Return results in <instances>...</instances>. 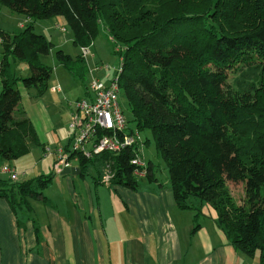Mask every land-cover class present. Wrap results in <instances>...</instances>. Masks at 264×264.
Returning <instances> with one entry per match:
<instances>
[{
  "label": "trees",
  "instance_id": "16d2710c",
  "mask_svg": "<svg viewBox=\"0 0 264 264\" xmlns=\"http://www.w3.org/2000/svg\"><path fill=\"white\" fill-rule=\"evenodd\" d=\"M128 1L0 0L30 18L13 34L0 27V162L20 158L29 153L31 141H39L28 118L14 115L20 84L42 94L53 72L42 58L54 42L35 23L63 18L82 52L75 57L63 49L56 53L73 72L87 64L82 48L93 42L103 22L122 67L103 81L119 75L120 99L126 100L137 130L153 132L177 203L208 202L235 247L264 264V0H131L132 10ZM155 7L159 13L150 16ZM192 41L196 63L187 68L192 78H183L176 75L187 66L180 45ZM17 63L28 64L31 74L17 75ZM227 81L231 95L223 90ZM129 110L124 107L125 114ZM137 148L91 158L79 154L81 174L95 169L101 182L104 168L113 163L112 184L137 188L140 177L155 173L152 161L146 160V167L132 163ZM143 170L145 175H137ZM55 174L1 179L7 187L0 195L14 201L38 197ZM229 181L243 183L242 197L231 194Z\"/></svg>",
  "mask_w": 264,
  "mask_h": 264
},
{
  "label": "crops",
  "instance_id": "0c3cea01",
  "mask_svg": "<svg viewBox=\"0 0 264 264\" xmlns=\"http://www.w3.org/2000/svg\"><path fill=\"white\" fill-rule=\"evenodd\" d=\"M61 18L57 25L67 32ZM112 76L103 80L108 82ZM95 78L99 77L90 82ZM50 80L42 94L38 89L22 90L16 107L20 116L15 118H28L37 132L38 143L31 142L42 146L40 154L34 155L40 159L42 154L48 156L46 146L55 147L64 138L49 114L57 104L56 94L64 91L60 83ZM75 112L71 108L69 114ZM40 117L46 119L42 134L35 122ZM47 130L54 136L44 135ZM14 162L4 161L16 167ZM2 164L0 180L10 179ZM38 166L34 177L46 174L44 167L50 168L42 159L30 170L36 172ZM22 174L21 181L30 178ZM96 175L95 169L85 175H55L56 193L46 196L42 190L44 198L25 195L14 201L0 195V264H261L259 256H246L235 247L209 203L191 198L186 207H180L170 176L165 181L155 173L140 177L138 187L132 188L116 183L106 186ZM144 178L148 183L142 182ZM6 187L0 182V189Z\"/></svg>",
  "mask_w": 264,
  "mask_h": 264
},
{
  "label": "rangeland",
  "instance_id": "374dc122",
  "mask_svg": "<svg viewBox=\"0 0 264 264\" xmlns=\"http://www.w3.org/2000/svg\"><path fill=\"white\" fill-rule=\"evenodd\" d=\"M108 1V0H105ZM129 8L131 7V0L128 1L126 4ZM130 10H132L130 8ZM158 8H154L151 12L150 16L157 15L159 13ZM61 17H53L51 19H47L44 21H37L36 29L39 32H44L48 37H50L54 42V52H51L49 55L44 56L42 58V61L47 64V66L53 68L51 80H55L56 83H60L63 87V93H57L55 96V100L57 101L56 106L52 105L49 109V114L51 119L54 121V124L57 126V130L64 134L63 140H61L59 143H57V146L64 147L68 145L71 138H73V132L71 128V121H72V114H69V111L71 108L76 109V102L78 99H90L89 97V84L90 80L93 77H99L101 80L105 79L107 75H116L117 71L119 70L120 66V57L119 54L114 52L115 43L113 39L111 38L108 30L106 29L105 23L99 24V31L95 39L92 43H90L87 47L88 53L85 56L86 65L83 66L77 65L74 68L73 72H70L64 65L61 63L60 58L58 57L56 50L63 49L66 53H69L73 55V57L77 56L78 54V47L73 42V36L72 34L67 30V32L61 31L60 27L57 25V19ZM62 19V18H61ZM28 22H30V18L25 16L22 12H16L11 10L9 7L0 4V26L3 29L8 30L11 34L15 33L17 30L20 29L21 26L26 25ZM22 23V25H21ZM65 23V22H64ZM65 30V29H64ZM59 37H61L64 42L60 43ZM126 43L124 42L123 45ZM188 44V45H187ZM186 45H180L181 50H183V64L187 65L185 66V71L182 70L181 72H178L176 75H182L183 78H192L190 74V70L187 68L194 65L196 63V55H195V46L196 42H190ZM86 47V46H85ZM18 64V65H17ZM15 66V71L17 75L21 76H29L31 74V70L28 64H21L17 63ZM232 73V72H231ZM236 73L235 75H237ZM50 80V82H51ZM52 81L54 83L55 81ZM231 80V79H229ZM0 85L2 87V84L0 82ZM229 85V82L224 85V91L227 95H231L233 93V88H227ZM0 87V88H1ZM20 90L22 91H34L36 88H25L20 84ZM124 107L129 110L128 106L126 105V100L124 98L122 99ZM14 115L16 117L20 116L19 110H15ZM126 116L129 121L130 129L137 130V125L134 120V117L130 110L126 111ZM41 120V121H40ZM40 120L35 119V122L37 124L38 130L40 134H42L41 130L43 128V124L46 121L45 118L40 117ZM247 132V130H244ZM253 133H255V130H251ZM50 135L54 136V134H50L49 130H47L44 135ZM254 135V134H253ZM142 138L145 141L144 144V154L146 157V160H152L154 163V171L157 174L156 176L160 178L161 181L167 180L169 176V170L166 163V160L162 156L161 152L157 151V146L154 138V134L149 129L142 130L141 134ZM50 144H54L52 139H50ZM53 146V145H50ZM40 147L41 145H34L32 142L30 143V151L29 153L21 156L18 160H14V164L16 165L17 170L20 173L25 172V174H22V178L26 175V177H34V175L38 172L39 166L36 168L35 171H31L30 167L34 165V163H38L39 160L44 161V164H49L50 168H43V172L48 174L51 173L52 167H54L53 164V158L54 156L52 154H47L48 156L42 157L40 159V156H35V154H40ZM31 152V153H30ZM41 155V156H42ZM43 164L41 163V166ZM58 175V174H55ZM25 178V177H24ZM89 179V178H88ZM54 180V179H53ZM148 179H143V183H148ZM55 180L50 182L46 188H43L44 195L55 194L56 188H55ZM229 189L231 191V194L236 198H240L243 195V183L241 182H233L229 181ZM108 186V185H106ZM51 196V195H50ZM199 200V199H197ZM208 203V202H204Z\"/></svg>",
  "mask_w": 264,
  "mask_h": 264
},
{
  "label": "built area",
  "instance_id": "2783aa9c",
  "mask_svg": "<svg viewBox=\"0 0 264 264\" xmlns=\"http://www.w3.org/2000/svg\"><path fill=\"white\" fill-rule=\"evenodd\" d=\"M82 50L85 55L88 53L86 47ZM119 67L120 73L121 63ZM89 91L91 93L89 100L81 99L76 102L77 112L73 114L71 121L72 144L68 147H45V154L54 155V172L60 174L66 167L74 166L75 162L79 161V154L91 158L103 152L120 153L125 148L136 146L138 148L132 163L145 166L147 163L143 149L145 141L138 130L130 129L119 96V75L110 83H105L99 78L93 79L90 82ZM111 164L113 163L104 168L101 176V182L107 185L112 184L116 174ZM1 166L2 171L6 172L12 181H21L20 172L15 166L10 163H3ZM136 173L145 175L146 170L142 173L136 171Z\"/></svg>",
  "mask_w": 264,
  "mask_h": 264
},
{
  "label": "water",
  "instance_id": "95a60500",
  "mask_svg": "<svg viewBox=\"0 0 264 264\" xmlns=\"http://www.w3.org/2000/svg\"><path fill=\"white\" fill-rule=\"evenodd\" d=\"M81 173L79 166H72V167H66L61 174H72V175H78Z\"/></svg>",
  "mask_w": 264,
  "mask_h": 264
},
{
  "label": "clouds",
  "instance_id": "9594fccd",
  "mask_svg": "<svg viewBox=\"0 0 264 264\" xmlns=\"http://www.w3.org/2000/svg\"><path fill=\"white\" fill-rule=\"evenodd\" d=\"M61 174V173H60Z\"/></svg>",
  "mask_w": 264,
  "mask_h": 264
}]
</instances>
